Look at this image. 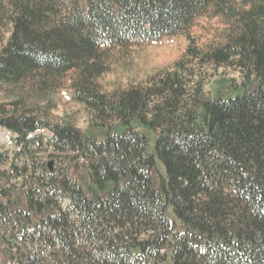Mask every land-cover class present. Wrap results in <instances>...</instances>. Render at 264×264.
Listing matches in <instances>:
<instances>
[{
	"label": "trees",
	"instance_id": "trees-1",
	"mask_svg": "<svg viewBox=\"0 0 264 264\" xmlns=\"http://www.w3.org/2000/svg\"><path fill=\"white\" fill-rule=\"evenodd\" d=\"M226 1L0 0L12 24L0 82L76 71L73 97L93 113L87 131L0 114L16 134L0 151V264H264L262 7L234 12L223 46L190 43L187 65L150 84L97 83L105 50L184 32ZM204 64L240 68L235 95H205ZM42 145L64 167L39 163ZM74 159L84 179L65 169Z\"/></svg>",
	"mask_w": 264,
	"mask_h": 264
},
{
	"label": "rangeland",
	"instance_id": "rangeland-1",
	"mask_svg": "<svg viewBox=\"0 0 264 264\" xmlns=\"http://www.w3.org/2000/svg\"><path fill=\"white\" fill-rule=\"evenodd\" d=\"M254 6H261L264 10V0H227L223 6L214 5L205 15L196 18L184 32L158 41L138 42L105 50L102 60L106 70L97 79L98 87L102 92L112 93L147 82L150 84L162 74L175 71L178 62L187 65L190 60L187 55L190 43L203 51L223 46L228 36L236 30L234 12H243ZM7 7L0 5V50L7 43L12 30ZM217 8L220 13H215ZM261 21L264 23V15ZM193 67L197 74L202 75L205 95H216L218 90L225 95H235L237 91L233 89H237L244 79L242 70L234 65L215 67L204 64ZM76 74V71H70L52 75L39 70L15 83L0 82V114L27 112L54 123L69 122L87 131L93 113L73 97L72 83ZM10 135V130L0 128V151L14 149ZM35 148L39 163L52 162L55 170L64 167L65 156L55 153L47 145ZM53 153L54 156H51ZM83 162L82 159H74L70 167L65 169L75 177L84 179L86 170L80 166Z\"/></svg>",
	"mask_w": 264,
	"mask_h": 264
},
{
	"label": "bare ground",
	"instance_id": "bare-ground-1",
	"mask_svg": "<svg viewBox=\"0 0 264 264\" xmlns=\"http://www.w3.org/2000/svg\"><path fill=\"white\" fill-rule=\"evenodd\" d=\"M64 201H65L66 205L70 204V201H68V200H64Z\"/></svg>",
	"mask_w": 264,
	"mask_h": 264
}]
</instances>
